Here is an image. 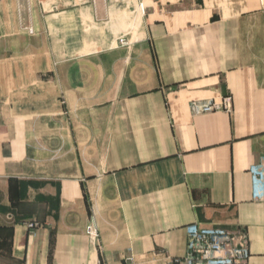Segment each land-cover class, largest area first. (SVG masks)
I'll return each instance as SVG.
<instances>
[{"label":"crops","instance_id":"0c3cea01","mask_svg":"<svg viewBox=\"0 0 264 264\" xmlns=\"http://www.w3.org/2000/svg\"><path fill=\"white\" fill-rule=\"evenodd\" d=\"M263 172L264 0H0V264H264Z\"/></svg>","mask_w":264,"mask_h":264},{"label":"built area","instance_id":"2783aa9c","mask_svg":"<svg viewBox=\"0 0 264 264\" xmlns=\"http://www.w3.org/2000/svg\"><path fill=\"white\" fill-rule=\"evenodd\" d=\"M120 45H126L127 41L124 38L119 39ZM224 103H217L215 101L203 103L200 108L202 111H211L213 109L224 106L226 109H230V98L224 99ZM261 184L264 185V172L261 179ZM255 195L259 199L264 201V190H256ZM29 227H35V224H30ZM86 232L88 234L96 235V229L94 224L88 225ZM188 234V260L202 262V263H214L221 261L236 260L234 256L228 255L225 251V243L229 236V232L222 228H201L196 224H190L187 226Z\"/></svg>","mask_w":264,"mask_h":264},{"label":"rangeland","instance_id":"374dc122","mask_svg":"<svg viewBox=\"0 0 264 264\" xmlns=\"http://www.w3.org/2000/svg\"><path fill=\"white\" fill-rule=\"evenodd\" d=\"M35 224V227L37 226V224H36V222H34V221H30L29 223H28V226L30 225V224ZM35 227H33V228H35ZM31 228V227H30ZM15 264H18L16 261H15Z\"/></svg>","mask_w":264,"mask_h":264}]
</instances>
